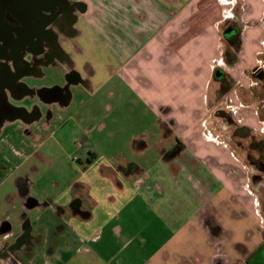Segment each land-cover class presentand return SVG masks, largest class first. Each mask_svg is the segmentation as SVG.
I'll return each instance as SVG.
<instances>
[{
    "label": "crops",
    "instance_id": "crops-1",
    "mask_svg": "<svg viewBox=\"0 0 264 264\" xmlns=\"http://www.w3.org/2000/svg\"><path fill=\"white\" fill-rule=\"evenodd\" d=\"M63 1L81 8L67 18L50 9L45 64L54 61L87 95L109 83V89L141 84L163 91L172 85L178 94L174 105L157 102L152 126L135 113L140 124L114 126L131 137L96 143L92 160L69 176L63 198V204L77 200L80 210L66 209L65 230L49 221L36 231L39 247L50 246L44 256L35 249L25 264H264V219L245 165L230 157L227 141L214 144L197 125L217 116L215 102L230 99L241 78L236 70L244 83L258 64L242 65L241 57L264 53V0ZM229 22L239 27L234 42L224 35ZM231 47L233 61L226 56ZM152 128L158 152L146 159ZM64 231L72 234L61 237L66 249L75 241L77 248L60 256L53 245ZM7 240H0V264H18L3 252Z\"/></svg>",
    "mask_w": 264,
    "mask_h": 264
},
{
    "label": "rangeland",
    "instance_id": "rangeland-1",
    "mask_svg": "<svg viewBox=\"0 0 264 264\" xmlns=\"http://www.w3.org/2000/svg\"><path fill=\"white\" fill-rule=\"evenodd\" d=\"M54 3V8H57L64 1L56 0ZM51 12L59 13L55 9ZM220 29L223 30V26H220ZM223 40L227 41L225 36ZM230 40L234 42L235 38ZM263 49L260 50L264 51ZM229 50L231 53H226L227 60L233 61L235 49L231 47ZM256 59L258 64L247 71L244 83L242 72L236 70L237 75L241 77L240 82L231 86L230 99L214 103L216 108L214 113L216 114L217 109L230 110L239 124L242 123L249 128L248 130L252 129L254 131L252 133H257L264 139V77L259 79L264 75V53L259 54L257 58L254 54H245L241 57L240 64L249 66L256 62ZM257 67H260V70L257 71ZM225 69L228 70V66H225ZM151 77L157 80L156 77ZM20 82L28 91L21 98L11 100V104L16 108H22L26 116L7 118L0 126V228L3 224H9V229L0 234V240L4 238L13 240L30 224L35 227L34 229H38L34 230V234L36 231L40 232L49 221L55 224V216L51 213L52 201L66 190L69 176L81 169L89 152L96 151V143L102 141L104 137L105 140L112 136L131 137L130 131L120 134L116 132L114 126L127 124L132 127L140 124L141 121L131 116L135 113L139 116L143 114L144 121L149 120L152 126L157 102L165 100L174 105L172 100H175L178 94V91L171 92L172 85L164 91L159 87V92V88L147 89L138 82L140 85L136 86L137 89L129 86L109 89V83L96 90L94 94L87 95L79 84L69 80L67 73H64L54 61L30 67L29 72L22 75ZM54 87L60 89L59 98L44 101L40 95L41 90ZM187 89L195 90L191 85ZM200 102L205 101L201 99ZM201 106H204V103H201ZM35 110L40 111L41 116L36 115ZM217 116L209 117L205 124L200 121L197 125L203 128L204 132L208 130L210 134L206 132V136L213 137V139L210 137L209 141L214 144L227 141L234 149L229 147L230 157L240 158L245 165L247 188L256 195L264 219V176L261 175L264 165H260L256 160L255 149L248 150L249 139L233 137L232 126ZM124 129L126 127L122 128ZM153 130L156 131V128L149 132L148 155L143 156L146 159L149 156L154 157L158 152L157 149L152 150ZM238 133L245 134L244 130L242 132L239 130ZM248 151L251 155L250 161L246 160ZM98 152L102 153L103 157L108 156L106 151ZM252 173L260 175L255 178L251 176ZM63 174L68 177L62 176ZM24 180L25 194L21 195L19 190ZM61 237L66 241L71 240L72 234L64 231L63 235L60 233L58 236ZM62 238L59 244L53 245L55 252L60 256L74 253L77 242L75 241L68 251L64 245L66 241L61 242ZM47 245L50 246L48 242H44L43 246L35 251L44 256ZM83 254L84 258L88 256L87 253Z\"/></svg>",
    "mask_w": 264,
    "mask_h": 264
},
{
    "label": "flooded vegetation",
    "instance_id": "flooded-vegetation-1",
    "mask_svg": "<svg viewBox=\"0 0 264 264\" xmlns=\"http://www.w3.org/2000/svg\"><path fill=\"white\" fill-rule=\"evenodd\" d=\"M31 4H22L21 0H0V126L5 119L12 117H25L26 113L22 108H16L11 104V100L19 99L23 94L28 91V88L20 82L22 75L29 72V68L38 64L46 63L49 59V54L46 52L44 45H46L51 38V23H48V15L51 14L50 9L58 10L62 15L67 18L69 13L81 8L80 3H63L61 6L50 8L52 0H31ZM30 6L34 13L27 17V9ZM60 29L62 28L59 26ZM238 25L236 22H229L224 27V33L231 38L238 32ZM26 35V36H25ZM37 44L39 47L37 48ZM8 50L10 53H8ZM40 50V51H38ZM40 52V55H38ZM45 60V61H44ZM44 61V62H43ZM257 67V71L260 70ZM222 71L216 70L215 77L220 78ZM264 77L261 75L259 79ZM44 101L58 99L60 96V89L58 88H46L42 89L40 93ZM36 115L41 113L35 110ZM216 114L229 125L232 126L231 134L233 137H246L249 139L248 150L255 149L257 153L256 160L260 165H263L264 158H262V137L254 132L242 123L239 124L238 120L233 117L230 110L220 109L216 111ZM248 128V129H247ZM244 130V135H240L238 131ZM1 144V143H0ZM239 144V143H238ZM255 145L256 148H252ZM1 155V151H0ZM92 153L89 152L86 157V162L91 159ZM246 160L250 161L251 155L249 151L247 153ZM1 165V157H0ZM85 168V166H83ZM80 169L76 170L79 173ZM264 173V170H262ZM261 174L264 176V174ZM63 174L62 176H64ZM250 175V174H249ZM260 175V173H259ZM258 173H252L251 176L259 177ZM65 177H68L65 175ZM255 177V178H256ZM26 183L24 180L21 183L19 194H25ZM68 191L66 190L56 196V199L51 203V211L55 216L56 228L59 231L65 230V226H69L68 219L66 218V209L69 208L72 213L78 212V201L74 200L71 203L63 204V198ZM34 204V203H33ZM32 204V205H33ZM9 229V224H3L1 226V232H5ZM41 241L39 235L32 234L30 231V225H27L13 240H7L3 244V252L8 257L18 264H25L26 258L29 257L35 249L40 248Z\"/></svg>",
    "mask_w": 264,
    "mask_h": 264
},
{
    "label": "water",
    "instance_id": "water-1",
    "mask_svg": "<svg viewBox=\"0 0 264 264\" xmlns=\"http://www.w3.org/2000/svg\"><path fill=\"white\" fill-rule=\"evenodd\" d=\"M30 2H31V0H21V3L23 5L24 4H26V5L28 4L29 5V4H31ZM27 12H28L27 17H30L34 13L33 9L30 6H28ZM224 35L225 36L227 35L226 32L224 33Z\"/></svg>",
    "mask_w": 264,
    "mask_h": 264
},
{
    "label": "trees",
    "instance_id": "trees-1",
    "mask_svg": "<svg viewBox=\"0 0 264 264\" xmlns=\"http://www.w3.org/2000/svg\"><path fill=\"white\" fill-rule=\"evenodd\" d=\"M262 147H263V149H262V158H264V139L262 140ZM252 148H256V146L255 145H252ZM263 165H264V162H263Z\"/></svg>",
    "mask_w": 264,
    "mask_h": 264
}]
</instances>
